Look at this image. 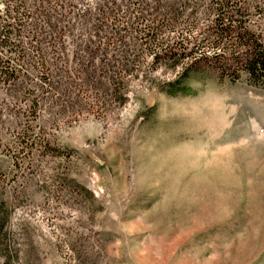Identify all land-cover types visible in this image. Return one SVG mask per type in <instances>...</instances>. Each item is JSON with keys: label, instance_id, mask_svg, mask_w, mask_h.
Returning <instances> with one entry per match:
<instances>
[{"label": "rangeland", "instance_id": "1", "mask_svg": "<svg viewBox=\"0 0 264 264\" xmlns=\"http://www.w3.org/2000/svg\"><path fill=\"white\" fill-rule=\"evenodd\" d=\"M27 3L0 264H264V89L200 44L214 0Z\"/></svg>", "mask_w": 264, "mask_h": 264}, {"label": "trees", "instance_id": "2", "mask_svg": "<svg viewBox=\"0 0 264 264\" xmlns=\"http://www.w3.org/2000/svg\"><path fill=\"white\" fill-rule=\"evenodd\" d=\"M3 2L0 8V88L6 89L28 75L29 60L24 42L33 18L27 0ZM214 2L215 18L208 27L211 39L205 37L207 42L200 44L228 51V56L211 57L220 64L221 77L235 82L245 76L250 84L264 89V0ZM253 16L261 24L252 26L250 18Z\"/></svg>", "mask_w": 264, "mask_h": 264}]
</instances>
